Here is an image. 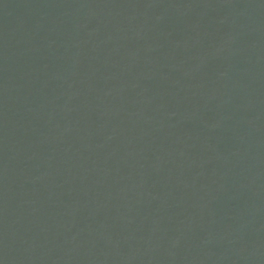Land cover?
<instances>
[{
    "label": "water",
    "instance_id": "95a60500",
    "mask_svg": "<svg viewBox=\"0 0 264 264\" xmlns=\"http://www.w3.org/2000/svg\"><path fill=\"white\" fill-rule=\"evenodd\" d=\"M165 0H0V264L56 198Z\"/></svg>",
    "mask_w": 264,
    "mask_h": 264
}]
</instances>
